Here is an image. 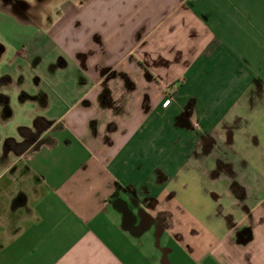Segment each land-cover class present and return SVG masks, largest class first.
I'll use <instances>...</instances> for the list:
<instances>
[{
  "label": "crops",
  "instance_id": "1",
  "mask_svg": "<svg viewBox=\"0 0 264 264\" xmlns=\"http://www.w3.org/2000/svg\"><path fill=\"white\" fill-rule=\"evenodd\" d=\"M3 2L0 264H264V0Z\"/></svg>",
  "mask_w": 264,
  "mask_h": 264
},
{
  "label": "rangeland",
  "instance_id": "2",
  "mask_svg": "<svg viewBox=\"0 0 264 264\" xmlns=\"http://www.w3.org/2000/svg\"><path fill=\"white\" fill-rule=\"evenodd\" d=\"M59 3L60 2H58V0H11L8 3L3 2L1 4V9L7 12H10V13H14L17 16L24 17V19L22 20L23 22L35 23L33 24V27H31L29 25L21 24L20 22H18V24L15 23L11 28H9V30L16 28V31L22 30L21 32H23L24 34L27 32L26 28H30V32L31 30L36 29L37 32H34V33L40 35L45 32L44 30L45 28L42 29V27H40L41 24H45V19L42 17H46L47 15L50 16V13L52 11L54 12L56 8H58L59 5H61ZM37 23L40 25H36ZM6 37H9V36H6ZM171 98H172V95L163 94L162 107H166L165 102H170ZM14 110H22V109L18 107L16 109L14 108ZM24 135H25V138L22 143L23 148L30 146V145L35 147L41 141L39 139L40 135L38 133L24 132ZM20 148L22 147L20 146Z\"/></svg>",
  "mask_w": 264,
  "mask_h": 264
},
{
  "label": "trees",
  "instance_id": "3",
  "mask_svg": "<svg viewBox=\"0 0 264 264\" xmlns=\"http://www.w3.org/2000/svg\"><path fill=\"white\" fill-rule=\"evenodd\" d=\"M213 47H214V43H210V45H208L206 49V52L210 51Z\"/></svg>",
  "mask_w": 264,
  "mask_h": 264
},
{
  "label": "flooded vegetation",
  "instance_id": "4",
  "mask_svg": "<svg viewBox=\"0 0 264 264\" xmlns=\"http://www.w3.org/2000/svg\"><path fill=\"white\" fill-rule=\"evenodd\" d=\"M10 1H11V0H4L5 3H8V2H10Z\"/></svg>",
  "mask_w": 264,
  "mask_h": 264
}]
</instances>
